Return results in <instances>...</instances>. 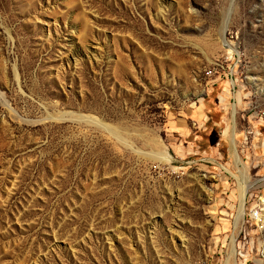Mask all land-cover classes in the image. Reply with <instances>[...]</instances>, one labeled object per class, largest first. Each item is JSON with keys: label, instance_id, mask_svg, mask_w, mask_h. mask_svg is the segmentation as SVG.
Returning a JSON list of instances; mask_svg holds the SVG:
<instances>
[{"label": "rangeland", "instance_id": "1", "mask_svg": "<svg viewBox=\"0 0 264 264\" xmlns=\"http://www.w3.org/2000/svg\"><path fill=\"white\" fill-rule=\"evenodd\" d=\"M262 111L264 0H0V264H264Z\"/></svg>", "mask_w": 264, "mask_h": 264}, {"label": "bare ground", "instance_id": "2", "mask_svg": "<svg viewBox=\"0 0 264 264\" xmlns=\"http://www.w3.org/2000/svg\"><path fill=\"white\" fill-rule=\"evenodd\" d=\"M227 17V16H226ZM228 19V18H227ZM226 22V21H225ZM227 24H228V21L226 22L225 24V28L227 27ZM165 155V154H164ZM167 158V156H166ZM240 182H243L242 184ZM239 184H240V187H241V196H240V202H241V206L243 205L244 203V199H245V193L247 192L248 190V187H249V182H247L246 180L243 181V180H240L239 181ZM262 201V204H264V200H261ZM262 211H264V208H262ZM240 217L242 216V212H240ZM233 245H234V237H232V240H231V248H232V253L234 252V248H233ZM229 263V260L227 258L226 260V263L225 264H228Z\"/></svg>", "mask_w": 264, "mask_h": 264}, {"label": "built area", "instance_id": "3", "mask_svg": "<svg viewBox=\"0 0 264 264\" xmlns=\"http://www.w3.org/2000/svg\"><path fill=\"white\" fill-rule=\"evenodd\" d=\"M261 114H263V115H264V111H262V112H261Z\"/></svg>", "mask_w": 264, "mask_h": 264}]
</instances>
